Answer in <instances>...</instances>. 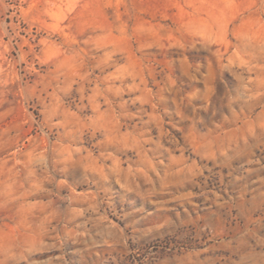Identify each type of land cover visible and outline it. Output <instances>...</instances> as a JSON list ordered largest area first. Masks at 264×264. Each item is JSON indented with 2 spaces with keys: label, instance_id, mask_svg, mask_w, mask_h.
Listing matches in <instances>:
<instances>
[{
  "label": "rangeland",
  "instance_id": "374dc122",
  "mask_svg": "<svg viewBox=\"0 0 264 264\" xmlns=\"http://www.w3.org/2000/svg\"><path fill=\"white\" fill-rule=\"evenodd\" d=\"M0 264H264V0H0Z\"/></svg>",
  "mask_w": 264,
  "mask_h": 264
}]
</instances>
